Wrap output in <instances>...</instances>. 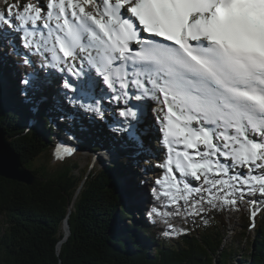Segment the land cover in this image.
I'll use <instances>...</instances> for the list:
<instances>
[{
    "label": "snow or ice",
    "instance_id": "6c2138e0",
    "mask_svg": "<svg viewBox=\"0 0 264 264\" xmlns=\"http://www.w3.org/2000/svg\"><path fill=\"white\" fill-rule=\"evenodd\" d=\"M0 4V70L23 68L19 95L41 93L52 129L67 125L56 159L77 151L78 122L134 144L113 186L166 237L190 230L176 217L208 224L245 203L251 221L264 214V0ZM106 155L93 165L116 163Z\"/></svg>",
    "mask_w": 264,
    "mask_h": 264
},
{
    "label": "trees",
    "instance_id": "16d2710c",
    "mask_svg": "<svg viewBox=\"0 0 264 264\" xmlns=\"http://www.w3.org/2000/svg\"><path fill=\"white\" fill-rule=\"evenodd\" d=\"M15 71L24 69L0 70V128L37 181L28 187L0 177V264H264V214L251 221L247 203L230 245H224L229 226L224 210L208 224L173 218L169 222L177 231L190 230L172 243L161 234L166 226L160 219L137 218L113 186L117 165L130 167L133 153L97 165L90 154L83 169L76 157L56 160L51 107L34 112L33 103L19 95ZM59 132L61 137L62 125ZM103 133L106 128L96 129L82 152L101 151L97 137ZM244 242L250 245L242 248Z\"/></svg>",
    "mask_w": 264,
    "mask_h": 264
},
{
    "label": "water",
    "instance_id": "95a60500",
    "mask_svg": "<svg viewBox=\"0 0 264 264\" xmlns=\"http://www.w3.org/2000/svg\"><path fill=\"white\" fill-rule=\"evenodd\" d=\"M7 137L6 131L0 128V177L32 187L37 178L33 171L24 165L21 155L13 148ZM66 227L68 228L66 233L69 236L68 221Z\"/></svg>",
    "mask_w": 264,
    "mask_h": 264
},
{
    "label": "rangeland",
    "instance_id": "374dc122",
    "mask_svg": "<svg viewBox=\"0 0 264 264\" xmlns=\"http://www.w3.org/2000/svg\"><path fill=\"white\" fill-rule=\"evenodd\" d=\"M3 50V49H2ZM64 128H65V130H66V128H67V126L66 125H64ZM60 132L58 131V132H53V139H52V142H53V145L55 146V144H56V142H57V139H63L64 138V136H65V132H63V135H61V137H60V134H59ZM91 135L93 136L94 135V128L92 129V132H91ZM86 136V135H85ZM99 137H97V139H98ZM80 140V139H79ZM86 140H88L87 138H84L83 140H82V142L84 143V145H85V141ZM102 141V140H101ZM105 141V150H107V151H111L112 149H113V147H112V140L110 139V138H108V140H107V138L104 140ZM83 143H79V144H76V148H77V151L73 154V156H71V157H67V158H65V159H67V160H71L72 158H74V157H76L77 159H78V161H79V163H80V165H81V169H83V168H86L87 167V165L89 164V162H88V155H92V153L91 152H89L88 150H84L83 152H82V148H80L79 150H78V148H79V146H80V144H81V146H82V144ZM79 145V146H78ZM83 145V146H84ZM81 152V154L80 155H78L79 153ZM98 154H99V156H100V158L103 160V159H108V157L107 156H101V154H103V152H102V149H101V151H99L98 152ZM92 156H94V154L92 155ZM124 156V155H123ZM116 160H119L120 159V156L118 155V156H116V157H114ZM56 160H58V159H56ZM95 165H97L96 163H95ZM96 168V167H95ZM150 176H151V173L149 174ZM249 206V205H248ZM250 207V206H249ZM137 215V218H139V219H142L143 218V216L141 215V214H138V213H136ZM259 214H261V213H258L257 214V216L259 215ZM242 216V213H241V211H239V212H237V211H234V210H224V217L227 219V221H228V224H229V226H228V229L226 230V244H224L225 246L226 245H230L231 243H233V234H234V232H235V230H238L239 229V227H240V222H239V219H240V217ZM68 231V228L65 226V232H67ZM254 231H255V228L253 227L252 228V230H251V232H250V238L251 239H253L254 238V235H255V233H254ZM67 234V233H66ZM168 239L170 240V241H173L172 243H174V242H177V241H180L179 239V236H174V237H168ZM238 244V243H237ZM242 246V248L243 247H248L250 244H249V242H244L243 244H241Z\"/></svg>",
    "mask_w": 264,
    "mask_h": 264
},
{
    "label": "bare ground",
    "instance_id": "6f19581e",
    "mask_svg": "<svg viewBox=\"0 0 264 264\" xmlns=\"http://www.w3.org/2000/svg\"><path fill=\"white\" fill-rule=\"evenodd\" d=\"M43 57H40V59H42ZM14 71V70H13ZM13 73V72H12ZM17 73L18 72H14V75L16 77L17 76ZM8 74V73H7ZM8 81V80H7ZM40 95L41 93H36L35 96L33 97L32 99V103H33V106H36L37 104H39V98H40ZM51 107V101H49L48 103H45V104H39V110L43 109V108H49ZM37 124V123H36ZM63 127V132H65V128H64V125H62ZM67 126V125H66ZM94 128V126H88V125H84V126H81L79 124V122L77 123V125L75 127L72 128V131L76 132V134L80 137V140H79V143H83L82 140L84 138H90L92 135H91V132H92V129ZM86 135V136H85ZM93 137V136H92ZM108 138H110L112 140V147L113 149L110 151H107L105 150V141H102L101 142V145H102V152L103 154H101V156L105 157L107 156L106 155V152H111L113 154V158L116 157V156H122V155H127L128 153H134L136 151L135 149V145L134 144H131V143H124L122 141H117L116 139H114L112 137L111 134H109ZM107 138V140H108ZM92 139V138H91ZM78 143V144H79ZM84 145V143L82 144V146ZM79 146V145H78ZM81 148V144L78 148V150ZM93 155V154H92ZM89 156V155H88ZM115 159V158H114ZM154 162V161H153ZM138 214H140L139 211H137Z\"/></svg>",
    "mask_w": 264,
    "mask_h": 264
}]
</instances>
